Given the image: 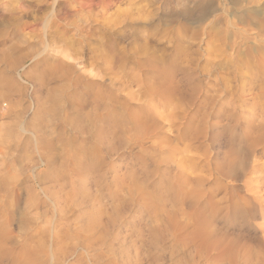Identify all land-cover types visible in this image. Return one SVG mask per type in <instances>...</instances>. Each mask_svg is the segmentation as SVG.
<instances>
[{
	"label": "rangeland",
	"instance_id": "obj_1",
	"mask_svg": "<svg viewBox=\"0 0 264 264\" xmlns=\"http://www.w3.org/2000/svg\"><path fill=\"white\" fill-rule=\"evenodd\" d=\"M255 1L0 0V264H264Z\"/></svg>",
	"mask_w": 264,
	"mask_h": 264
},
{
	"label": "bare ground",
	"instance_id": "obj_2",
	"mask_svg": "<svg viewBox=\"0 0 264 264\" xmlns=\"http://www.w3.org/2000/svg\"><path fill=\"white\" fill-rule=\"evenodd\" d=\"M200 1H201V0H200ZM253 1H255V0H253ZM255 2L258 4V7H257V6L255 7L256 9H254V10H255L254 13H257L259 10L261 11L260 7H261V8H264V2L262 3L261 0H259L258 2H257V1H255ZM210 4H211V3H210ZM200 6H201V5H200ZM252 6H255V4L252 5ZM199 8H200V7H199ZM214 8H215V6H214ZM214 8L210 9V7H209V9H206V10H204V11L201 10V11H202V16H201V17H198V16L196 17V16H194V15L191 16V17L189 16V17L191 18L192 21H195V22H198V23H199V20L202 21L201 18H203V19L206 18V19H207V16H208V17H211L212 15H214V13L217 12V10L214 9ZM252 8H253V7H252ZM248 9H249V8H248ZM250 9H251V8H250ZM246 10H247V9H246ZM262 10H263V9H262ZM252 11H253V10H252ZM200 13H201V12H200ZM240 13H241V11H240ZM258 13H259V12H258ZM186 14H187V13H186ZM187 15H188V14H187ZM239 17H240V16H238L237 18H239ZM216 18H217V17H216ZM216 18H215V19H216ZM242 19H243V18H242ZM245 19H246V17H245ZM206 21H207V20H206ZM216 21H217V20H216ZM240 21H242V20H240ZM246 21H247V20H246ZM195 22H194V23H195ZM198 23H197V24H198ZM214 24H215V23H214ZM229 24H231L232 26L235 25L234 23H230V22H229ZM229 24H228V25H229ZM236 24H237V23H236ZM242 24H243V23H242ZM244 24H245V23H244ZM251 24H252V23H251ZM237 25H238V24H237ZM229 26H230V25H229ZM233 28L235 29V27H233ZM236 28H237V27H236ZM229 37H231V36H229ZM229 37H228V38H229Z\"/></svg>",
	"mask_w": 264,
	"mask_h": 264
}]
</instances>
